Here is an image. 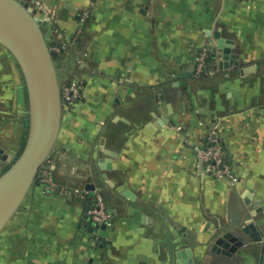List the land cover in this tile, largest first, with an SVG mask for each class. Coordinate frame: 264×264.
<instances>
[{
  "label": "crops",
  "instance_id": "obj_1",
  "mask_svg": "<svg viewBox=\"0 0 264 264\" xmlns=\"http://www.w3.org/2000/svg\"><path fill=\"white\" fill-rule=\"evenodd\" d=\"M25 1L58 49L60 86L84 83L48 161L80 192L46 193L36 179L0 233V264H177L188 248L194 264H264V239L242 232L252 222L264 236V0ZM219 39L231 44L226 67ZM204 47L212 61L196 77ZM17 80L24 134V78L0 45V102ZM23 134L14 154L0 146L15 158ZM210 137L226 147L225 177L202 170L196 148ZM95 192L111 216L100 234L87 213ZM229 231L246 238L231 257L212 249Z\"/></svg>",
  "mask_w": 264,
  "mask_h": 264
},
{
  "label": "water",
  "instance_id": "obj_2",
  "mask_svg": "<svg viewBox=\"0 0 264 264\" xmlns=\"http://www.w3.org/2000/svg\"><path fill=\"white\" fill-rule=\"evenodd\" d=\"M36 13L25 0H0V45L15 58L28 98V133L21 153L14 158L0 146V160L9 165L5 171L0 169V233L24 201L41 166L50 158L62 117L61 86L55 64L59 54L44 34L46 22ZM224 42L219 39L216 45L222 49L220 67L230 64L231 44L225 46ZM212 52L216 53V47H212ZM89 189L93 190L94 185L90 183ZM101 227L105 231L106 225ZM242 232L253 240L264 239L252 222ZM245 241L243 234L229 231L215 240L212 249L231 257ZM177 264H194L190 248L178 252Z\"/></svg>",
  "mask_w": 264,
  "mask_h": 264
},
{
  "label": "built area",
  "instance_id": "obj_3",
  "mask_svg": "<svg viewBox=\"0 0 264 264\" xmlns=\"http://www.w3.org/2000/svg\"><path fill=\"white\" fill-rule=\"evenodd\" d=\"M87 15H82L84 22ZM55 51L58 49L51 47ZM212 58L207 47L199 50L194 58V68L196 77H201L208 72ZM84 83L79 78H74L68 83L61 85L62 109H70L82 98ZM199 161L202 163V170L214 177H225L230 174L227 159V151L224 142L218 138L210 137L202 146L196 148ZM49 159L43 164L37 174V178L46 193H61L65 195L78 194V189H66L60 187L51 176V169L48 164ZM90 223L95 234H100L102 225L106 228L111 224V216L106 201L99 192H95L91 197V203L87 210Z\"/></svg>",
  "mask_w": 264,
  "mask_h": 264
},
{
  "label": "rangeland",
  "instance_id": "obj_4",
  "mask_svg": "<svg viewBox=\"0 0 264 264\" xmlns=\"http://www.w3.org/2000/svg\"><path fill=\"white\" fill-rule=\"evenodd\" d=\"M17 81L18 83L14 81L10 82L9 85L12 94L9 97L4 98L3 91L5 92V90H1V99L3 101L0 102V121L4 122L7 117L10 119L4 125H1L0 145L4 146L6 150L11 151L13 154L19 147V141L23 134V116L26 113L21 82L19 80ZM2 115H4V118H2Z\"/></svg>",
  "mask_w": 264,
  "mask_h": 264
},
{
  "label": "trees",
  "instance_id": "obj_5",
  "mask_svg": "<svg viewBox=\"0 0 264 264\" xmlns=\"http://www.w3.org/2000/svg\"><path fill=\"white\" fill-rule=\"evenodd\" d=\"M27 133H28V115L26 116V120H25V125H24V134H23V139H22V143H21V147L19 149V151L17 152V156L21 153L25 142H26V137H27ZM16 156V157H17ZM9 165H7L3 171H5L6 169H8Z\"/></svg>",
  "mask_w": 264,
  "mask_h": 264
}]
</instances>
